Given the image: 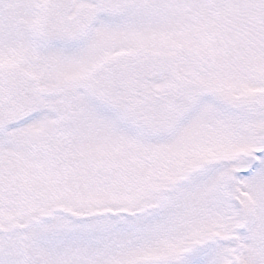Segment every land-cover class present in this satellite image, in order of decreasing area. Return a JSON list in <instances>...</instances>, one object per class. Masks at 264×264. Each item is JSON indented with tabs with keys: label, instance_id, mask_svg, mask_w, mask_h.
Instances as JSON below:
<instances>
[{
	"label": "snow or ice",
	"instance_id": "obj_1",
	"mask_svg": "<svg viewBox=\"0 0 264 264\" xmlns=\"http://www.w3.org/2000/svg\"><path fill=\"white\" fill-rule=\"evenodd\" d=\"M0 264H264V0H0Z\"/></svg>",
	"mask_w": 264,
	"mask_h": 264
}]
</instances>
